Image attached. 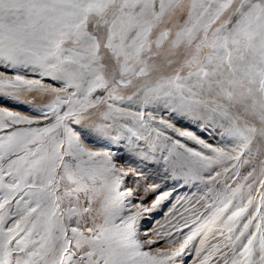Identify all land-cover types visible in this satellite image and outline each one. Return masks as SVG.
<instances>
[{"label":"rangeland","instance_id":"rangeland-1","mask_svg":"<svg viewBox=\"0 0 264 264\" xmlns=\"http://www.w3.org/2000/svg\"><path fill=\"white\" fill-rule=\"evenodd\" d=\"M0 264H264V0H0Z\"/></svg>","mask_w":264,"mask_h":264},{"label":"bare ground","instance_id":"bare-ground-1","mask_svg":"<svg viewBox=\"0 0 264 264\" xmlns=\"http://www.w3.org/2000/svg\"><path fill=\"white\" fill-rule=\"evenodd\" d=\"M99 171H101L104 174V176H105V181L106 182L104 183L103 187L108 190L109 188H111V186H113V182L109 178L107 169L103 165V166H100ZM98 203H99V197L92 196L90 198V200H89V205H90V208H91V212L94 214L95 223H98L99 222V220H98V218H99V215H98L99 205H98Z\"/></svg>","mask_w":264,"mask_h":264}]
</instances>
